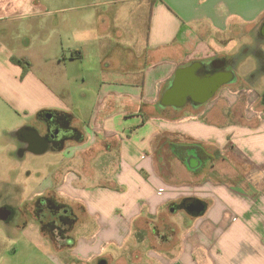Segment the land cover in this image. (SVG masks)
<instances>
[{
  "label": "crops",
  "instance_id": "obj_1",
  "mask_svg": "<svg viewBox=\"0 0 264 264\" xmlns=\"http://www.w3.org/2000/svg\"><path fill=\"white\" fill-rule=\"evenodd\" d=\"M112 8L99 17L81 4L0 6V193L19 183L27 189L36 174L30 201L56 190L81 209L83 223L94 220L71 247L34 228L69 264H264V119L227 123L222 109L237 97L224 103L225 88L196 110L160 104L180 66L231 59L239 73L241 53L264 52V0H144L143 8ZM22 9L34 12L18 19L36 18L25 28L1 15ZM13 57L30 62L24 76ZM98 68L93 74L102 79L94 85L85 72ZM40 111L71 114L83 139L20 152V129H47L50 116ZM193 143L218 152L190 155L189 164L181 157ZM112 154L99 171L100 158ZM19 172H28L25 180ZM189 198L204 210L190 211ZM5 204L0 197V208ZM31 226L23 223L25 233Z\"/></svg>",
  "mask_w": 264,
  "mask_h": 264
},
{
  "label": "rangeland",
  "instance_id": "obj_2",
  "mask_svg": "<svg viewBox=\"0 0 264 264\" xmlns=\"http://www.w3.org/2000/svg\"><path fill=\"white\" fill-rule=\"evenodd\" d=\"M116 2L117 4H114L112 2ZM27 3V5H33V6H51L53 7H58V6H67V5H89L92 6V9L99 12L98 15L99 17L101 14L106 9H109L110 7H113L112 9L114 10L116 7H119L120 5H129L130 7L132 6H137L139 5L141 8H143L144 0H0V6L3 5H9L10 3ZM146 6V11L143 20L147 21V4ZM144 6V7H145ZM38 10V9H35ZM34 11L31 10H21L17 14H8L4 16L2 13V17L5 19L7 18L9 20L8 24H12L13 26H16L17 28H25V23L26 22H31V21H36V18H25V19H18L19 16L21 15H27L29 13H32ZM114 12V11H113ZM131 14V12H130ZM1 17V18H2ZM41 19V18H39ZM139 19V18H138ZM145 21V22H146ZM144 22V23H145ZM141 26V25H140ZM137 25V28L140 27ZM147 27V26H146ZM25 32L22 33V35ZM25 42V39H22ZM21 41V40H20ZM24 42L21 41L19 42L20 46H24ZM38 43V41H35ZM25 48V47H24ZM36 48V47H35ZM242 58H246L245 64L239 69L240 76L244 78L243 83L244 84H251L254 85L256 88V91H250L248 92L250 95L249 101L250 104L254 100H256L259 91L262 92L264 90V76H262V72L257 71L259 67V61L256 60V58L253 55H245L244 53H241ZM92 61L95 62L96 64V59H87L86 62L91 65ZM134 63L128 62V66L132 67ZM86 65V63H84ZM99 71L98 70H87L85 74L89 75V79L91 78L90 76L92 75L94 85H98L99 81L102 79V75H96L95 72ZM92 73L91 75L89 73ZM94 73V74H93ZM254 73L256 76L254 77L252 74ZM79 90V89H78ZM229 90V91H228ZM81 92L76 91L75 95H79ZM223 92V93H222ZM219 99L225 100L227 103H233L234 96L237 97L238 93L231 91L228 88H225L224 91H222ZM227 93V94H226ZM81 95V94H80ZM87 108H90L87 106ZM252 112V111H251ZM253 114H255V111H253ZM261 116H264V113L260 114ZM264 119V118H263ZM114 158L113 154L112 155H105L102 156L100 161H98L99 166L97 169H99L103 163L105 162V159H108L112 161ZM32 163L34 162V159L31 160ZM19 176L23 175V179L25 180L27 173H18ZM210 177V176H209ZM200 179H203V177L199 176ZM207 178V177H206ZM202 181V180H200ZM39 183V179H37V175L32 178V180L29 183V187L26 189L25 187L22 190L23 184L19 183V188L18 191L20 190V194L22 196V199L15 201V200H10L9 202H6V206H9L14 210L13 214L7 219V220H2L0 219V264H69L62 258V254L59 252V250L54 247V245L51 243L50 240H47L46 238L42 239L39 237L38 232L34 231V228L38 227V224L36 226V221L31 217V209H32V201L29 199V194L32 192V190L37 186ZM4 188V187H3ZM1 189V193L5 194H10L8 189ZM17 189H12L11 193H15ZM1 197V196H0ZM2 205V203H1ZM169 214V213H168ZM167 214V216H168ZM80 223L77 224L75 229L72 232V237L74 239H77L79 235H84L88 234L89 230L93 229L96 224L94 223V220L92 219V222L89 221V219L83 223L85 216L81 211L80 214ZM28 221L30 223L32 221V226H31V232L25 233L24 228L22 227L23 223L25 221ZM86 224V225H85ZM148 233V232H147ZM31 234V235H30ZM149 237V236H148ZM147 237L145 241V245L149 246L150 240ZM45 247H48V252L51 254L49 256L46 255V250ZM45 250V251H44ZM56 254V255H55ZM58 255V256H57Z\"/></svg>",
  "mask_w": 264,
  "mask_h": 264
},
{
  "label": "flooded vegetation",
  "instance_id": "obj_3",
  "mask_svg": "<svg viewBox=\"0 0 264 264\" xmlns=\"http://www.w3.org/2000/svg\"><path fill=\"white\" fill-rule=\"evenodd\" d=\"M255 57L256 60L259 61L260 67L258 70H256V72L260 71L262 72V76H264V52H258ZM216 59L217 58H214L211 61L203 62L205 65L199 68V73L204 75H218L224 70L232 71L234 72L233 79L226 84H223L211 100L201 104L197 103L192 96H188L186 104L178 109H199L211 102L220 93V91H222V89L228 88L231 91L238 93V95L233 105L222 109V119H227V123H243L246 119H263L264 116H261L260 114L264 113V90L262 92L259 91L256 100L250 104V95L248 92L254 89L256 90L254 85L243 83L244 78H242L240 74H238L236 68H234V61L231 59H225L226 63L224 66H222L221 62L218 60L216 61ZM253 76L255 77L256 75L254 74ZM174 78L175 74L173 75L171 84L167 88L173 84ZM253 111H255V114H253ZM45 120L47 129L43 135L49 139V145L51 149H57L59 146L63 147L68 140L74 139L83 134L76 126L72 124V122H69L64 115L53 114L50 118ZM38 137V131L35 126L26 125L20 129V131L17 132L19 151L24 152L31 144H43L42 142L44 139L42 138L39 140ZM191 145L195 147L185 149L186 159H188L190 155L201 157L204 152L209 154H216L218 152L213 148L209 149L197 143H193ZM196 146H201L202 149H199ZM176 149L177 148H175V150ZM4 189L5 188H3V190ZM0 196L5 202H9L12 199L15 201L22 199L20 190L18 191V189L15 193H2ZM31 201V217L35 219L36 226L38 224V228L42 232L44 231L47 233L52 241L57 242L58 244L64 242V244L71 247L74 244L72 232L77 224L80 223L81 209L66 201L62 195H59L56 190L52 189L45 190L41 194L36 195ZM193 203L197 204L199 202L194 201ZM189 205H191V203H189Z\"/></svg>",
  "mask_w": 264,
  "mask_h": 264
},
{
  "label": "water",
  "instance_id": "obj_4",
  "mask_svg": "<svg viewBox=\"0 0 264 264\" xmlns=\"http://www.w3.org/2000/svg\"><path fill=\"white\" fill-rule=\"evenodd\" d=\"M222 66L226 61L222 58H217ZM205 65L202 61H194L185 66H180L175 72L173 84L167 88L161 96V104L163 106L183 107L187 102V97L192 96L197 103H205L211 100L223 84H226L233 79L234 73L232 71H222L220 74H200L199 68ZM52 116V115H51ZM50 116V117H51ZM38 138L44 139L43 144L39 143V149H51L49 139L38 132ZM194 157H189V164ZM192 166V165H191ZM194 198H189L185 202V206L192 212L199 213L204 210L205 205L202 202L194 204ZM191 203V205H189ZM14 210L9 206H2L0 208V219L7 220ZM105 264V263H99Z\"/></svg>",
  "mask_w": 264,
  "mask_h": 264
},
{
  "label": "trees",
  "instance_id": "obj_5",
  "mask_svg": "<svg viewBox=\"0 0 264 264\" xmlns=\"http://www.w3.org/2000/svg\"><path fill=\"white\" fill-rule=\"evenodd\" d=\"M13 61L14 62H16V63H18V64H20L22 67H23V76L28 72V70H29V68H30V62L28 61V60H26V59H23V58H17V57H13ZM39 115L40 116H42V115H47V116H51V115H53L52 113H48L47 111H40L39 112ZM66 118H67V120L69 121V122H72V115L71 114H69V113H65V114H63ZM76 139H79V140H81V139H83V134L82 135H80V136H78V137H76ZM193 147H195V146H192V145H190V146H185V148L184 149H190V148H193ZM196 147H198L199 149H202V147L201 146H196ZM62 148V146H59L57 149L59 150V149H61ZM181 159H183V160H185L186 159V154H185V156H183V157H181ZM205 205V204H204ZM43 233L44 234H47V233H45L44 231H43Z\"/></svg>",
  "mask_w": 264,
  "mask_h": 264
}]
</instances>
